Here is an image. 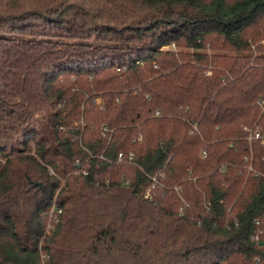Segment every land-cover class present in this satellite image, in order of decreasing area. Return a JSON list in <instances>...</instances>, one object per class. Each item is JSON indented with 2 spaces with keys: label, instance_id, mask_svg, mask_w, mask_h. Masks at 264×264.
I'll list each match as a JSON object with an SVG mask.
<instances>
[{
  "label": "trees",
  "instance_id": "trees-1",
  "mask_svg": "<svg viewBox=\"0 0 264 264\" xmlns=\"http://www.w3.org/2000/svg\"><path fill=\"white\" fill-rule=\"evenodd\" d=\"M263 40L264 0H0V264H264Z\"/></svg>",
  "mask_w": 264,
  "mask_h": 264
},
{
  "label": "built area",
  "instance_id": "built-area-1",
  "mask_svg": "<svg viewBox=\"0 0 264 264\" xmlns=\"http://www.w3.org/2000/svg\"><path fill=\"white\" fill-rule=\"evenodd\" d=\"M252 137H254V138H258V137H259V132H258V131H255V133H254L253 135L250 136V138H252ZM118 157H120V153L118 154ZM124 182H125V181H124ZM255 238H257V236H256Z\"/></svg>",
  "mask_w": 264,
  "mask_h": 264
},
{
  "label": "rangeland",
  "instance_id": "rangeland-1",
  "mask_svg": "<svg viewBox=\"0 0 264 264\" xmlns=\"http://www.w3.org/2000/svg\"><path fill=\"white\" fill-rule=\"evenodd\" d=\"M263 43H264V40H263ZM255 52V51H254ZM256 53V52H255ZM46 227L48 228L49 227V223H48V221H47V225H46Z\"/></svg>",
  "mask_w": 264,
  "mask_h": 264
}]
</instances>
